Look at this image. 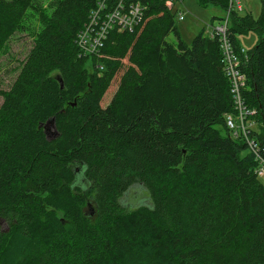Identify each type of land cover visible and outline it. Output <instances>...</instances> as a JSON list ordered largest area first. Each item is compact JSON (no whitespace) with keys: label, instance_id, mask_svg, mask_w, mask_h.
Masks as SVG:
<instances>
[{"label":"trees","instance_id":"obj_1","mask_svg":"<svg viewBox=\"0 0 264 264\" xmlns=\"http://www.w3.org/2000/svg\"><path fill=\"white\" fill-rule=\"evenodd\" d=\"M34 1L0 0V54ZM96 1L41 10L0 88V264H264V180L226 126L218 39L200 31L186 43L174 9L143 0L132 31L112 29L99 55L82 53ZM230 15L237 48V33H258L243 96L264 146V0L257 17ZM135 184L148 201L128 208L121 197Z\"/></svg>","mask_w":264,"mask_h":264},{"label":"built area","instance_id":"obj_2","mask_svg":"<svg viewBox=\"0 0 264 264\" xmlns=\"http://www.w3.org/2000/svg\"><path fill=\"white\" fill-rule=\"evenodd\" d=\"M182 0H164V5L174 11V19L183 21L181 9L175 7ZM147 4L143 0H97L90 10L88 20L77 35V44L82 53L99 55L108 33L112 29L132 31L145 15ZM232 10H243L237 1L229 0L224 21L214 26L207 36L217 38L221 52V65L226 76L233 101V111L225 114L226 126L233 136H241L256 161V174L264 180V146L253 135L256 126L255 109H248L243 96L246 75L242 70L247 51L237 48L229 37L228 16Z\"/></svg>","mask_w":264,"mask_h":264},{"label":"rangeland","instance_id":"obj_3","mask_svg":"<svg viewBox=\"0 0 264 264\" xmlns=\"http://www.w3.org/2000/svg\"><path fill=\"white\" fill-rule=\"evenodd\" d=\"M56 0H35L32 7L28 9L25 16L17 25L14 34L7 40L5 49L0 54V88L8 89L13 82L21 62L27 55L30 47L32 46L33 38L41 27L40 14L42 11H49L54 5ZM239 2L243 10H232L238 14L250 13L253 17H257L260 13V0H234ZM176 8L184 12V20L176 21V29L180 38L186 43H190L192 38L200 31L207 35L211 32L213 25L216 26L224 21L226 16V9L214 4L206 6L201 5L198 0H182L177 2ZM232 11L230 13H232ZM230 14L228 20L230 19ZM175 34L171 32L167 39L174 40ZM236 39L240 47L244 50L251 49L258 40V33L254 30L246 33H237ZM91 62L87 61L86 66L91 68ZM109 92L106 94L107 98ZM2 97H0V104ZM221 134H225L224 128L217 126ZM49 132H52V127L49 125ZM255 129V128H254ZM145 194L140 184H135L130 188L125 195H122L121 202L126 207L130 208L139 203H147ZM2 225L5 227L4 223Z\"/></svg>","mask_w":264,"mask_h":264},{"label":"water","instance_id":"obj_4","mask_svg":"<svg viewBox=\"0 0 264 264\" xmlns=\"http://www.w3.org/2000/svg\"><path fill=\"white\" fill-rule=\"evenodd\" d=\"M59 79V81H60V83H61V86H62V81H61V79L60 78H58ZM48 123H53V118H51L49 121H48Z\"/></svg>","mask_w":264,"mask_h":264}]
</instances>
